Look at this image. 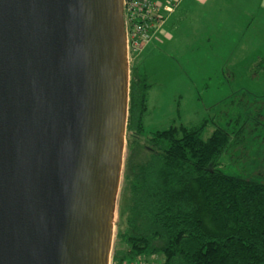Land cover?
<instances>
[{
    "label": "water",
    "instance_id": "water-1",
    "mask_svg": "<svg viewBox=\"0 0 264 264\" xmlns=\"http://www.w3.org/2000/svg\"><path fill=\"white\" fill-rule=\"evenodd\" d=\"M128 70L122 0H0V264H109Z\"/></svg>",
    "mask_w": 264,
    "mask_h": 264
},
{
    "label": "trees",
    "instance_id": "trees-1",
    "mask_svg": "<svg viewBox=\"0 0 264 264\" xmlns=\"http://www.w3.org/2000/svg\"><path fill=\"white\" fill-rule=\"evenodd\" d=\"M134 73L126 130L144 142L146 156L131 170L126 247L114 251L113 264L157 254L161 264H264V183L216 167L230 135L216 128L202 138L206 120L147 132L151 84L144 70Z\"/></svg>",
    "mask_w": 264,
    "mask_h": 264
},
{
    "label": "rangeland",
    "instance_id": "rangeland-1",
    "mask_svg": "<svg viewBox=\"0 0 264 264\" xmlns=\"http://www.w3.org/2000/svg\"><path fill=\"white\" fill-rule=\"evenodd\" d=\"M254 18V28L248 33L255 31L254 51L253 41H244L236 50V41L228 42L229 48H218L215 45L222 42L191 44L177 39L173 46H157L147 56L142 55L143 50L131 52L128 78L130 81L135 69L148 75L147 132L166 129L172 123L189 126L206 120L202 138H208L216 128L230 135V145L216 167L264 183V68L257 65L264 60V11ZM134 134L125 130L109 264H113L114 251L126 247L120 234L130 205L128 182L132 168L146 156L144 142L136 143ZM155 260L161 264L162 255L157 254Z\"/></svg>",
    "mask_w": 264,
    "mask_h": 264
},
{
    "label": "crops",
    "instance_id": "crops-1",
    "mask_svg": "<svg viewBox=\"0 0 264 264\" xmlns=\"http://www.w3.org/2000/svg\"><path fill=\"white\" fill-rule=\"evenodd\" d=\"M176 1V6L164 17L154 39L143 50V56L153 54L157 46L171 47L177 39L191 44H201L199 41L222 42L215 45L218 48L236 41V50L244 41H253L252 49L255 50V31L248 33L254 28V16L264 11V0H155L158 5L174 4ZM210 45L207 46L211 48Z\"/></svg>",
    "mask_w": 264,
    "mask_h": 264
},
{
    "label": "built area",
    "instance_id": "built-area-1",
    "mask_svg": "<svg viewBox=\"0 0 264 264\" xmlns=\"http://www.w3.org/2000/svg\"><path fill=\"white\" fill-rule=\"evenodd\" d=\"M177 2L158 5L155 0H122L128 66L130 53L147 47L162 26L164 17L172 12ZM156 260L137 256L122 264H159Z\"/></svg>",
    "mask_w": 264,
    "mask_h": 264
}]
</instances>
